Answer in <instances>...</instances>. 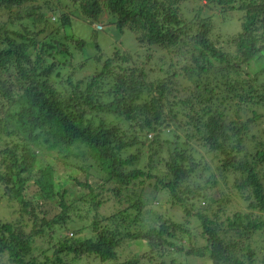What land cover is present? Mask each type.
Wrapping results in <instances>:
<instances>
[{
  "label": "trees",
  "instance_id": "16d2710c",
  "mask_svg": "<svg viewBox=\"0 0 264 264\" xmlns=\"http://www.w3.org/2000/svg\"><path fill=\"white\" fill-rule=\"evenodd\" d=\"M103 9L143 54L86 53ZM0 189V264H264V0H0Z\"/></svg>",
  "mask_w": 264,
  "mask_h": 264
},
{
  "label": "rangeland",
  "instance_id": "374dc122",
  "mask_svg": "<svg viewBox=\"0 0 264 264\" xmlns=\"http://www.w3.org/2000/svg\"><path fill=\"white\" fill-rule=\"evenodd\" d=\"M242 15L241 11L235 10L230 12L229 18L226 19V22L224 24L220 23V18L216 19L215 22V33H221L224 35L231 34V33H237L241 29V21L240 17ZM56 17V16H55ZM58 18V17H57ZM113 16L110 13H107L105 9H103L100 13V15L96 19H89L85 16H72V22L71 26L69 27V32L75 34L77 37L82 38L86 41V53L89 55H94L97 51L96 45L98 44L100 47V50L105 54V56L111 55L117 48H122L124 50H127L130 53L133 54H143V50L146 49V47H141L138 40L136 32L131 30L130 28H125L123 31L118 30L115 24L111 23ZM218 21V22H217ZM97 24H102L104 26L103 29H98L96 26ZM78 57L77 60L79 61L81 57L83 56L80 51H77ZM155 54V52H154ZM168 57V55H167ZM153 59H159V56L157 58ZM257 66V65H256ZM254 65L252 68L253 71L257 69ZM96 69V63L91 58L88 62V67L85 71L86 73H92ZM113 118V116H111ZM132 151H134V148H132ZM146 157V155H145ZM43 160L44 164L46 163ZM57 169L59 170V174L62 176L63 179H65L66 187L74 188L75 185L72 183V181L69 179L68 174L71 172L75 175H77L82 180H85L86 173L85 171H76L72 166L68 165H59L56 164ZM90 176L89 180L94 185H98L101 183L100 176L98 175V171L94 166L90 167ZM232 185H230L227 188H224V185H222V189L215 188L214 193L212 192L213 198H218L222 194L227 195L229 193L231 196H233L234 200L238 199V201H241L239 193L235 190V188H231ZM150 188H147L149 190ZM222 190V191H221ZM34 191V189H33ZM226 193H224V192ZM2 190L0 189V196H1ZM5 204H0V217L2 218H10L13 214V208L10 205L11 202H8L4 197ZM234 200L228 203V207L230 209H233L235 207ZM242 202V201H241ZM165 203L163 202V205ZM101 213H104L107 211L106 206L101 208ZM181 217V213H178L175 215V219L178 220ZM66 235L72 236L73 231L72 230H66ZM146 250V244L141 241H129L128 248H123L122 251L120 250V253L123 252V255H128L129 253H138L143 252ZM88 264V263H84ZM94 264H99V261L96 260ZM115 264V263H110ZM193 264H211L207 259L205 258H196L195 262Z\"/></svg>",
  "mask_w": 264,
  "mask_h": 264
},
{
  "label": "built area",
  "instance_id": "2783aa9c",
  "mask_svg": "<svg viewBox=\"0 0 264 264\" xmlns=\"http://www.w3.org/2000/svg\"><path fill=\"white\" fill-rule=\"evenodd\" d=\"M98 29H103L104 28V26L102 25V24H97V26H96Z\"/></svg>",
  "mask_w": 264,
  "mask_h": 264
}]
</instances>
